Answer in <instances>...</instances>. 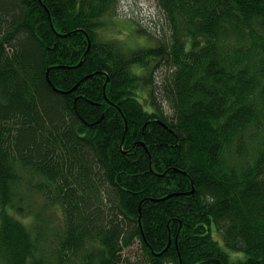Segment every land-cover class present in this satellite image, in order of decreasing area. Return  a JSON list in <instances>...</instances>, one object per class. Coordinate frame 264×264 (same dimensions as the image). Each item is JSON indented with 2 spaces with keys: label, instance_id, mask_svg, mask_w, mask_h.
Masks as SVG:
<instances>
[{
  "label": "trees",
  "instance_id": "1",
  "mask_svg": "<svg viewBox=\"0 0 264 264\" xmlns=\"http://www.w3.org/2000/svg\"><path fill=\"white\" fill-rule=\"evenodd\" d=\"M119 5L0 0V264H264V0Z\"/></svg>",
  "mask_w": 264,
  "mask_h": 264
},
{
  "label": "rangeland",
  "instance_id": "2",
  "mask_svg": "<svg viewBox=\"0 0 264 264\" xmlns=\"http://www.w3.org/2000/svg\"><path fill=\"white\" fill-rule=\"evenodd\" d=\"M155 12V0H120L119 8L106 20L108 25L100 31V34L119 40L125 46H123L124 52L156 46V39L151 36H156L159 31L152 22L141 21L145 16L148 20L150 16L155 15ZM142 27H149V32L142 33L141 30L145 29ZM214 238L221 240L218 233H214Z\"/></svg>",
  "mask_w": 264,
  "mask_h": 264
}]
</instances>
